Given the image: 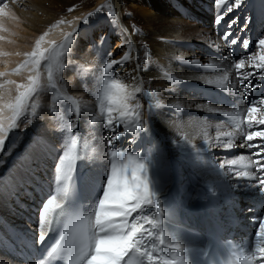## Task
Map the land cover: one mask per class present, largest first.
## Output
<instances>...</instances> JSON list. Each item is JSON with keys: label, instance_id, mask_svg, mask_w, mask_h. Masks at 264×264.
<instances>
[{"label": "bare ground", "instance_id": "6f19581e", "mask_svg": "<svg viewBox=\"0 0 264 264\" xmlns=\"http://www.w3.org/2000/svg\"><path fill=\"white\" fill-rule=\"evenodd\" d=\"M79 1L81 0H10L6 4V8L5 5H0V8H4V14L0 15V73L5 74L0 75V84L5 85V89H0V93L5 92L6 89H11L10 95L6 96L5 103L15 97L17 94V83L20 80L26 82L30 73L29 68L26 66L22 68L19 66L29 60V56L24 55V53H27L30 49L25 51L23 47L15 45L17 42L15 41L16 36H19L20 44L27 42L25 38L27 33L18 32V21H22L23 24H27L28 27L38 31V33L48 32L49 27L54 23L52 20L59 18L62 11ZM133 1H135V4L138 2V5H140L137 19H144L148 30L159 29L158 31L149 32V40L131 32L130 20L126 18L127 10L124 8L119 15L121 22L119 21L117 25H110L102 20L99 27H93L88 34L87 32L81 33L82 35L79 37L78 42L74 45H69V48H72L68 50L71 56L68 57L66 53L67 57L65 58L68 62L66 71L69 73V79L65 77L60 79L53 73V79L49 82L48 73L44 72L41 86L46 88L51 83L57 85L60 81L63 84H69L72 87L70 88L72 91L70 95L79 104L91 99L94 100L93 104L100 109L98 91L97 89L93 90L95 89L93 82L97 76L103 79L104 74L99 75V70L94 69L91 72L92 74L88 73L87 82L84 84L85 78H81L80 73L77 71L78 62L84 63L86 67L87 65L97 66L96 62L98 61L102 64L106 62L110 52L112 54L111 58L117 60H122L127 55L129 57L128 61L123 64H117L113 69L109 70L108 78L111 79V73H115L116 75L113 79H117L126 85L129 92H132L135 87L142 88V92L136 94V99L130 100L129 104L134 106L137 102L140 104L142 102L146 103L145 112H143V108L142 112L145 114L144 118L149 120V130L147 132L142 131L136 142L132 144H129L131 134L123 136L117 142L119 146L123 147V149H120L128 150L133 155L139 153L142 159H147L151 155L153 164L150 171L164 206L168 210L166 223L168 231L175 239L184 244L190 264H205L206 259L211 263L215 262V257L223 256L224 253L228 254L224 246L230 251L228 255L237 260V264H254L252 261H245V256L249 255L248 248L253 245L256 234L254 230L258 226L256 218L264 214V207L258 209L255 204V201L264 202V191L249 184L238 183L235 180L228 179L215 168L213 162H221L225 159H239L243 156L244 160L240 164L233 166V170L255 172V168L250 164V158L251 160L256 159V157L251 155L256 149H249L246 146L247 142L244 138V132L248 131L246 123L241 125V128H235L233 126L234 118L225 116L220 112H208L207 108L199 107V105H207L208 108L221 106H215L209 100L204 103L197 96L198 90L205 93L207 87L221 90L215 85L210 86L203 83L198 77L217 79L223 75L221 73L218 75V73L224 72L227 64L226 59L220 60L219 56L212 53L207 54V52L205 53L202 50V48L207 46H205V43L209 44V33H207V29H202L201 26H197L195 23V20L199 19L204 22L214 21V24H216V5L211 3V8L206 9L203 7L204 1L202 2V0H187L191 1V4L183 5L180 11L177 4L180 0H142L145 3L141 0ZM139 1H141V4ZM141 6L147 9L143 10ZM235 12L227 15L218 28L221 30L224 28L238 30L241 26L239 21L243 17L238 13L239 10ZM178 13H182L183 18L177 17ZM258 13L264 14V1L261 2ZM78 14H85V11ZM245 17L249 16L245 15ZM81 18L78 15L71 17L70 19L74 21L75 25L70 26V29L73 27L72 30H77ZM65 19V16H60L59 21L64 23L69 20V18L68 20ZM233 21L235 23H232ZM53 27L52 31H56V34L54 37L51 36L52 39L50 38L48 43L53 40L58 42L63 39L60 38L63 35L60 30L63 31V28ZM123 29L127 31L124 32ZM245 35H247V32ZM101 37H104L102 45L99 43ZM115 39L116 42H113L112 40ZM147 41V46L150 50L148 65L146 68H138L137 66L140 65L139 58L142 53L139 43H146ZM126 43L128 45L131 44L129 50L122 49L120 57L115 58L113 52L117 49V44ZM47 47L48 45L44 49ZM59 52L61 53V50ZM27 54H30V52ZM256 54L257 57L260 54L258 49ZM192 59H199L201 65L210 64L212 67L202 68L201 66L185 63V61ZM247 65L249 66L245 73L251 69V65L249 63ZM17 69H19V72H17ZM227 70L228 79H230L233 73L229 67H227ZM40 75H42V71H40ZM78 76L80 77L78 78ZM172 77H175L177 84L172 83ZM8 81H14V83L8 84ZM255 82L262 86L256 88V91L260 92L258 94L250 91L247 100L249 104H251L252 100L264 94V79L257 76ZM88 83L93 84V86H88ZM227 84L229 83L226 81ZM231 91V94H238L235 88H232ZM40 92L41 94L32 99V104L37 105L36 115L31 117L33 125L25 131L17 129L16 133L18 135H14L13 132L10 133L8 152L0 156V262L2 264H35V257L38 255L41 246L39 233L36 230L39 225L40 208L48 198L55 194L54 169L57 158L60 155L59 146L61 144L57 137L63 140V132L60 130V125L54 123L51 107L49 106L53 102L52 98L57 97L55 95L56 91ZM58 92L62 97L61 92L59 90ZM146 92H151L153 95L145 94ZM222 94L226 95L229 93L224 92ZM51 95H53L52 98ZM162 98L166 101H162ZM241 99L244 100L241 96L230 97L225 98V101H237L239 103ZM194 100H197L200 104L197 105ZM227 102L222 104L221 110L223 112L236 111L230 107L228 109L225 108L224 106H226ZM151 103L161 105V107L150 111L148 105ZM176 105L179 107H175ZM257 107V113L253 114L256 120L264 118V106L257 105ZM244 108L241 106L239 109L242 113V118L246 120V116L243 115L246 112ZM61 113L59 111L57 115L60 116ZM4 114L8 116L10 112L5 110ZM27 118L29 117L25 115L22 120ZM92 118L91 112H87L86 115L85 112H82V109L79 121L75 120L74 114L72 118L83 133L80 134L81 147H83L86 139L88 142L87 150L90 152L97 148L103 149L105 147L103 144H97L98 139L105 131V129H102L104 128L102 121L91 124L89 121ZM218 118L220 124L214 121ZM214 123L223 127L226 124L228 128L225 132L234 133L231 137L234 145L232 148L212 147L210 151L207 150L204 145L205 134H207L210 144L226 142L229 139V137L225 136L217 137L218 132H213V129L217 127H213ZM91 125H93V128ZM177 128H179V131H177ZM259 128L264 129V125H260ZM117 131H122V128H117ZM180 132L186 134L193 144L201 148V151L199 153L196 152L190 145L177 146L174 144L173 140H181ZM38 136H42L50 147L47 153L37 155L32 167L18 173L19 184L22 186H19L14 198L12 196V177L16 173V165L19 158ZM152 140L154 145L151 153L148 151L149 155L146 150L152 145ZM257 140H259V137L255 138L253 143ZM242 143L245 146L242 147ZM162 145L166 147V152L162 149ZM183 156L188 161L183 162L181 160ZM104 161V159L99 158L93 160L85 158L77 161L76 168L80 171L76 169L73 176L77 173L82 178L81 183L84 186V190H81L83 191L86 214L90 213L101 199V196H99L100 198L97 197L98 191L94 190V185L107 177L108 171L106 172L102 168L103 165L101 166ZM228 167L226 165L225 170ZM209 185L216 188V196H212L208 192ZM98 190L100 192V189ZM135 215L136 213H133V216ZM209 216L216 220L218 232L225 241H222V238L217 236L213 226H211L210 232L213 235L214 239L212 240L214 242H209L206 238V230L203 226L202 218ZM203 252L204 254L202 255ZM218 252L223 255L218 254Z\"/></svg>", "mask_w": 264, "mask_h": 264}, {"label": "snow or ice", "instance_id": "6c2138e0", "mask_svg": "<svg viewBox=\"0 0 264 264\" xmlns=\"http://www.w3.org/2000/svg\"><path fill=\"white\" fill-rule=\"evenodd\" d=\"M0 3H4V0H0ZM225 3L226 0H215L217 26L234 8H239L243 0H234L221 13L220 8ZM103 7L101 6L97 11H101ZM108 7L107 15L113 18L112 23L115 25L116 20L114 18L117 14L111 10L110 5ZM3 14L4 8H0V15ZM92 15L93 13H88L89 17ZM84 23H87V19L84 20ZM232 23H235V21ZM133 28L135 29V26ZM123 31L126 32L127 30L123 29ZM45 35L47 33L37 41L35 51L28 54L29 60L21 65V67H25L31 64L36 74L29 77L28 84L17 85V94L6 103L4 101L6 96L10 95L11 89H6L5 92L0 93V156L8 152L10 133L17 129L25 131L33 125L31 117L36 115L37 105L30 104V101L41 91L39 71L41 61L53 59L55 55L54 48L41 50L40 44ZM230 36L231 32H226L223 39L228 41L231 46L238 42V38L229 41ZM78 38V31L68 33L61 47H67ZM103 42L104 37H101L99 43L102 45ZM52 43L55 44V42ZM128 47L130 48L131 44ZM143 47L144 64L138 65V68H146L148 65L150 50L147 45ZM243 47L247 49L249 41L245 40ZM256 49L259 50V56L257 57L254 50L248 57V63L254 71L246 73L240 71L246 63L243 57L233 65L237 70V78L240 84L243 85L242 95L245 101L248 100L250 91L262 86L258 83L253 84L251 82L252 78L259 76V78L264 79V38L257 41ZM228 50L231 54L232 48L229 47ZM111 57L110 52L102 66L104 78L100 82L98 91L100 115L94 116L89 123L96 124L97 121H102L105 133L114 134L107 136L106 139L100 137L97 144H103L105 147L90 152L87 150L88 142L86 139L83 147L80 145V134L74 131L78 124L72 119H67L61 123L60 130L66 133V137L59 147L60 155L54 169L55 194L48 198L40 208L39 225L36 229L39 233V241L42 243L49 231L56 226L59 218L64 217L62 233L56 245L48 254L52 259L60 258L63 255L67 258V264H190L184 244L175 239L166 227L168 210L164 206L150 171L153 164L151 155L147 159H142L139 153L133 155L128 150L114 147L117 140L128 134H131L129 144L136 142L142 131L147 132L149 130V120L144 118L143 106L139 102L134 106L129 104L130 100L136 99V94L142 92V88L135 87L132 92H129L126 85L117 79L108 78L109 70L117 64L128 61L129 57L125 55L122 60ZM185 63L201 66L202 68L212 67L210 64L201 65L199 59H192L185 61ZM17 72H19V69H17ZM0 75L5 74L0 73ZM228 78L227 67H225L223 75L217 79L198 77L203 83L210 86L215 85L225 91H229L226 85ZM52 79L53 66L50 63L48 64L49 82ZM244 81H248V83L245 84ZM7 83L13 84L14 81H8ZM172 83H178L175 77H172ZM52 87H55V85L53 84ZM234 87L235 85H233ZM0 89H5V85L0 84ZM145 94L153 95L151 92ZM63 99L69 102L71 105L70 112L74 114L75 120L79 121L81 105L71 95H66ZM257 105L264 106V94L251 101L250 106L243 114L246 116V120L242 118V113L238 108L234 112L222 113L225 116L234 118L233 126L235 128H241V125L246 123L248 131L244 132V138L247 142V148L256 149L251 154L256 159L251 160L250 158V164L256 171L233 170V166L244 160L243 156L239 159H225L213 163L215 168L228 179L235 180L238 183H246L264 191V129L259 128L260 125H264V118L254 119L253 114L258 111ZM157 107H161V105L152 103L148 105L150 111ZM175 107L178 108L179 106L176 105ZM199 107L207 108L208 112H221L219 108H208L207 105H199ZM5 110L10 112V115L5 116ZM85 114L87 115L86 110ZM25 115L29 118L21 120V117ZM117 128H122V131H117ZM177 131H179V128H177ZM179 134L181 140H173L174 144L177 146L190 145L196 152L201 151V148L193 144L186 134L182 132ZM233 135V132H218V138L225 136L229 139L226 142L210 144L207 134H205L204 145L209 151L212 147L230 149L234 146L231 140ZM257 137H259V140L253 143ZM241 146L243 147L245 144L242 143ZM49 147L50 145L47 144L46 140L42 136H38L19 158L16 173L12 177L14 198L19 186H22L19 184L18 173L32 167L37 155L47 153ZM85 158L89 160L99 158L110 161V174L102 198L88 214L62 211L65 201L74 188L73 173L76 170L77 161ZM226 165L229 166L227 170H225ZM208 192L212 196H216V188L211 185L208 186ZM133 213H136V215L133 216ZM256 222L258 225L257 231L253 245L248 248L249 255L245 256V261L264 264V216L257 217ZM40 264H47V262L41 261Z\"/></svg>", "mask_w": 264, "mask_h": 264}, {"label": "rangeland", "instance_id": "374dc122", "mask_svg": "<svg viewBox=\"0 0 264 264\" xmlns=\"http://www.w3.org/2000/svg\"><path fill=\"white\" fill-rule=\"evenodd\" d=\"M9 1L10 0H4V4L3 3H0V5L4 6ZM141 1H139L140 4H141ZM186 1L180 0V2L177 3L178 4V9L180 11L182 10L183 5H189V4H191V1H187V2ZM203 1H204V3H203L204 6L203 7H205L206 9H210L211 8V5H212L211 3H213V5L215 4V0H202V2ZM262 1H264V0H248V1L247 0H244L243 1L244 3H242V5H240V7H239L240 9L239 8H234L233 11L228 14V15L234 14V13H236L235 11L238 12V10H239L238 13H240L243 18H241V20L239 21V25H241V26H240V28L238 30L237 29H225V28L221 30V29L218 28V26L216 24H214L215 23L214 21L213 22L212 21L211 22H208V21H205L204 22L203 20H199V19H196L195 20V23L197 24V26H201L202 29H207V33H209L208 34V36L210 38L209 44L208 43L207 44L205 43V46L206 45L207 46L204 47V48H202V50H204L205 53L207 52V54L208 53H212L214 55L219 56V59L220 60H223V59H225V57H227V59H226V61H227L226 67H229V69L233 73L232 77L230 79H228V81H227V83H229V84H227V87H228L229 91H225L223 89L217 90L215 88H210V87H207L205 93H202L200 90H198V95L197 96L201 99L202 102H204V103L206 102L207 103V100H209V102L212 103V104H214L215 106H221V107H217V108H219L221 110L222 104L224 102H227V101H225V98L239 97V96L243 97V95H242L243 85L240 84V81L237 78V70L233 67V65H234L235 62H238L240 58H242V57L245 58V60H246L245 66H244L243 69L240 70L242 72H245V70L249 66V65H247L249 55L254 50L257 52V49H256L257 41L259 39H261V38H264V29H263L264 28V14L258 13V8H259V6H260V4H261ZM142 2L145 3L144 1H142ZM232 2H234V0H226L225 5H223L220 8L221 12L223 13L224 10H225V8H227ZM245 2H247V3H245ZM121 3H122V8H121ZM110 4H112L111 10L112 11H115L116 14H117L116 17L114 18L116 20V24L115 25H117V23H119V21L121 22V19H120L121 17L119 16L120 15V12H122L123 9L126 8V10H127V12H126V18L130 20L129 25H130V29H131V32L132 33H134L135 35H141V36H143V37H145L146 39L149 40L150 39L149 32L150 31L151 32H154L156 30L157 31L159 30V29H150V30H148V27L145 24L144 19H137V17L139 16V8H140V5H138V2L135 4V1H133V0H124V1L123 0H96V2H94V0H81L79 2H76V4H72V6L68 7V9H66L65 11H62L60 13V15H59V18L57 17L55 20H52L54 23H53V25H51L49 27V31L48 32H41V33L39 32L40 34L38 33V31H36V30L34 31L30 27H28L27 24H23L22 21H18L19 22V23H17V29H19L18 32L19 33H22V34H26L27 33V36H25V38L27 39V42L20 44V42H19L20 41L19 36L18 37L16 36V39L14 38L15 41H17L15 43L16 46L23 47V49L25 51L26 50L28 51L30 49L28 52L32 53L36 49V43H37V41L40 39V37L42 35H44L45 33H47V35H45V37H44V40L40 44L41 50H43L47 45H48V47L46 49H53V48L55 49V55H54V58L53 59L41 61V65H40V69H39V71H42V75H40V85L42 83V80L44 79V72L48 73V64H50V63L53 66V73L56 74L58 78L60 77V79H61L62 77H65V78L69 79V73L66 71V69L68 68V62H67V60L65 58L67 57V54H68V57L71 56V54L69 55L68 50L69 49H72V48H69V45H74L79 40V38L77 40H74L71 44L68 45V47H61V45L64 44L66 35L68 33L74 32V30H72L73 27H71V29H70V26L75 25V23L70 18L71 17H75L76 15L82 17L80 19L81 21H80V25H79L78 29L75 30V31H78L79 37H80L82 35L81 33H83V32L86 33L87 32V34H88L90 31H92V28L93 27H99L100 26V23L102 22V20L103 21H106L107 24H110V25L113 24L112 23V19L113 18H111V17H109L107 15V13L109 11V7L108 6ZM101 6H104L102 8V10L101 11H97V9L98 8H101ZM127 7H128V9H127ZM141 7L143 8V10H146L147 9L144 6H141ZM79 9H80V11H79ZM67 10H68V12H67ZM69 10H70V12H69ZM83 11H85V14H78V13H81ZM250 11H252V12H250ZM88 13H93V15L89 17L88 16ZM181 14L182 13H178L176 16L183 18V14L182 15ZM245 15L246 16H249V17H245ZM60 16L61 17L62 16H65V18H66L65 20H68V18H69V20L68 21H65L64 23H61V21H59ZM85 19H87V23H84V20ZM253 20L255 21V23H254ZM250 23L253 25V27H252V25ZM59 25H62V26H59ZM53 26H55V27H57L59 29L61 27L63 28V31L60 30L62 32V34H63V35H61L60 38H63V39L60 40V41H58V42H56L57 40L56 41L53 40L52 42H56L55 44H53L52 42H49L48 43V41L50 40V38L52 39V37H54L55 34H56V31H54V30L52 31V28H54ZM133 26H135V29L133 28ZM228 30L231 32V36L229 37V41L238 38V42L235 45H231L230 46L229 43H228V41H226V40L223 39V35L225 34V31L226 32H229ZM246 32H247V35H245ZM237 33H238V35H237ZM243 33H245V34H243ZM235 35H237V36H235ZM242 35H244V36H242ZM32 36H34V37H32ZM249 38H251L252 40L249 39ZM57 39H59V38H57ZM245 39L246 40L248 39L247 41H249V42L253 41L252 43H249V47L247 49H245L243 47V42L245 41ZM112 41L113 42H116V39L115 40H112ZM144 45H148V41L146 43H139L140 51L142 52L141 53V57L139 58L140 65L144 64V56H143V52H144V47L143 46ZM116 47H117V49H115V51L113 52L114 53L113 55H115V58L120 57V55L122 54L121 53V50L122 49L129 50V47H128V44L127 43L126 44H119V45L117 44ZM229 47L232 48L231 54H229V50H228ZM60 50H61V53L59 52ZM27 53H24V55H27L28 56ZM96 63H97L96 64L97 66L87 65V67H86L84 63L78 62L79 65L77 67V71L80 73L81 78H85L84 79L85 80L84 81V84L87 82V79H88V76L87 75H88V73L90 72V74H92L91 73L92 70H94V69L99 70V73L98 74L99 75H102L103 74L102 73V66H103V64L100 61H98ZM229 63H230L231 66L229 65ZM24 64L21 63L19 66L21 67V65H24ZM26 67L29 68L28 69L29 72H30L29 73V77H31L34 74H36L35 71L33 70L32 66H31V64H29ZM251 71H254V69L252 67L247 72H251ZM214 72H216V71H214ZM220 73L223 74V72H219L218 75ZM115 75H116L115 73L114 74L111 73V79L115 78ZM80 76H78V78ZM86 77H87V79H86ZM103 78H104V76H103ZM255 78H257V76L254 77V78H252V81L251 82L253 84H257L255 82ZM101 80H102L101 77H98V76L96 77V79L94 81L95 83L93 82L94 87H95V89H93V90H96L97 89V91H99V85H100ZM28 83H29V78L26 79V82L23 81V80H20L19 83H17V85H19V84H28ZM244 83L247 84L248 81H244ZM93 84L88 83V86H91L92 87ZM52 85H53V83H51V85L47 86L49 88H47V87L45 88V87L41 86V91H42V93H43V91L46 92V93L48 91L51 92L52 90L54 92L56 91L55 92V95H57V97H55V99L53 100V98H52L53 95H51V98H52V101L53 102H51L49 104V106L51 107V115L54 118V120H53L54 123L61 125V122L65 121L67 119H72L73 118V114L70 112L71 111V105L69 104V102H67V101H65L63 99L64 96L71 94L72 91H71L70 88H72V87L69 84H63L61 81L57 85L55 84V87H52ZM233 85H235L234 88L237 90V93L238 94H231L232 93L231 89L233 88ZM58 90L61 92L62 97H61L60 93L58 92ZM224 92L225 93H229V94L223 95L222 93H224ZM258 92L259 91H256V89L254 90V93L258 94ZM39 94H41V92H39L38 94H36L33 98H36V96L39 95ZM161 100L162 101H166L163 98ZM204 100H206V101H204ZM194 101L197 102V105L200 104V102H198L197 100H194ZM222 101H224V102H222ZM246 102L243 99H241L239 101V103L237 101H234V102L233 101H230V102H227L226 106H224V107L227 108V109L230 107V108H233V109L237 110V108L239 109L242 106V107H245L244 109L246 110L247 107L250 106L249 102L248 101H246ZM93 103H94V100H91V99H89L87 102H81L80 105H81L82 112H85V110H86L87 112H91V115L93 117L94 116H99L100 115V109H98ZM236 103L240 107H238L236 105ZM30 104H32V100L30 101ZM98 104H99V98H98ZM141 105L143 106V112H145L146 103H143L142 102ZM59 111L62 112L60 114V116L57 115ZM220 113H223V110H221ZM147 114H148V111H147ZM24 117L25 116L21 117V120ZM55 118H57V119H55ZM214 121L216 123H219L220 124L219 118L217 120L215 119ZM86 125H88V124H86ZM91 126L93 128V125H91ZM215 126H217V127H215ZM213 127H215L213 129V132L216 131V132L223 133V132H225L227 130L228 125L225 124V127H223L222 125L221 126H218L217 124L215 125V123H214L213 124ZM102 129H104V128H102ZM74 131L76 133H78V134H81L82 133L80 131V128L79 127H77ZM13 133H14V135H18L16 133V130H14ZM113 134L114 133H105V131H104L101 137H104V139H106L107 136H110V135H113ZM65 137H66V133L63 132V140H60L59 137H57V140H59V142L62 144L64 142V140H65ZM121 138L119 140H121ZM117 141L115 142L114 147H118V148H122L123 149L122 146H119V143ZM151 142H152V145L149 146V148H147V150H146L147 154L149 152L151 153V151L153 149L154 142H153V140ZM162 149L166 152V147L165 146L162 145ZM162 149L160 148V150H162ZM150 153H149V155H150ZM155 156H156V154H155ZM181 160H183V162L184 161H188L185 156H183V158H181ZM109 163L110 162H108V160L107 161L105 160L101 164V166L103 165L102 168H104L106 170V172L108 171L107 177L106 178H103V181L104 182L103 181H100L99 183H96L94 185V190L98 191V195H97L98 198H100L99 196H101V198H102L103 192H104L105 187H106L107 179H108V176L110 174V168H111V166H110L111 164H109ZM105 180H106V182H105ZM98 184H100V185H98ZM81 189L84 190L83 184L81 185ZM98 189H100V192H99ZM96 204H98V203H96ZM262 216H264V215H262ZM256 227H258V226H256ZM255 230H257V229L255 228ZM203 254H204V252L202 253V255Z\"/></svg>", "mask_w": 264, "mask_h": 264}]
</instances>
